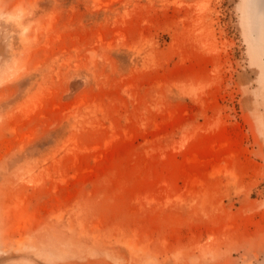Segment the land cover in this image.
<instances>
[{
    "label": "rangeland",
    "instance_id": "374dc122",
    "mask_svg": "<svg viewBox=\"0 0 264 264\" xmlns=\"http://www.w3.org/2000/svg\"><path fill=\"white\" fill-rule=\"evenodd\" d=\"M0 264H264V0H4Z\"/></svg>",
    "mask_w": 264,
    "mask_h": 264
},
{
    "label": "clouds",
    "instance_id": "9594fccd",
    "mask_svg": "<svg viewBox=\"0 0 264 264\" xmlns=\"http://www.w3.org/2000/svg\"><path fill=\"white\" fill-rule=\"evenodd\" d=\"M25 17L26 12L21 6L16 5L15 7H11L4 0H0V22L19 27Z\"/></svg>",
    "mask_w": 264,
    "mask_h": 264
}]
</instances>
